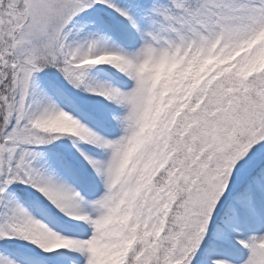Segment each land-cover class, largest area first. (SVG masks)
Listing matches in <instances>:
<instances>
[{
	"label": "snow or ice",
	"instance_id": "obj_1",
	"mask_svg": "<svg viewBox=\"0 0 264 264\" xmlns=\"http://www.w3.org/2000/svg\"><path fill=\"white\" fill-rule=\"evenodd\" d=\"M0 264H264V0H0Z\"/></svg>",
	"mask_w": 264,
	"mask_h": 264
}]
</instances>
